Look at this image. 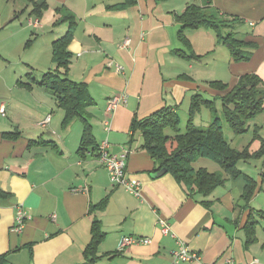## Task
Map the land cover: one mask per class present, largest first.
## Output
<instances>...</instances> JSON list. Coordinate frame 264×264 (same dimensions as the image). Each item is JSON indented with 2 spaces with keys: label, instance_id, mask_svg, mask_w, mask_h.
Wrapping results in <instances>:
<instances>
[{
  "label": "crops",
  "instance_id": "crops-1",
  "mask_svg": "<svg viewBox=\"0 0 264 264\" xmlns=\"http://www.w3.org/2000/svg\"><path fill=\"white\" fill-rule=\"evenodd\" d=\"M74 1L0 0V106L6 109L0 114V256L8 264H170L180 239L199 255L189 264H264V105L250 122L252 139L239 146L251 154L238 163L240 176L221 168L225 182L208 196H189L170 173L152 178L157 166L142 149L141 134L131 132L134 119L165 107L178 115L185 105L190 110L197 94L218 99L212 82L232 87L246 74L264 81V0H212L208 8L243 24L232 27L245 35L236 38L254 48L242 62L212 29L186 30L187 43L179 38L178 16L191 4L205 7L204 0H85L83 12ZM33 4L40 14L30 11ZM74 22L67 73L86 86L93 105L67 124L65 110L39 82L47 72L65 71L53 61V44ZM206 109L210 124L214 114ZM199 120L197 114L194 123ZM105 141L112 154L129 152L127 174L141 183L139 197L112 186L96 152ZM248 184L255 190L247 199ZM18 206L30 214L21 233L13 230ZM95 221L104 237L86 258ZM162 222L176 239L162 235ZM126 236L152 243L119 253Z\"/></svg>",
  "mask_w": 264,
  "mask_h": 264
},
{
  "label": "trees",
  "instance_id": "trees-1",
  "mask_svg": "<svg viewBox=\"0 0 264 264\" xmlns=\"http://www.w3.org/2000/svg\"><path fill=\"white\" fill-rule=\"evenodd\" d=\"M204 2L208 6L191 4L182 15L178 16L177 21L181 25L179 38L187 43L186 30L212 29L216 33L218 42L228 47L235 62L249 60L247 50L253 49L254 46L238 40L234 31L223 34V31L233 29L234 20L220 19L208 13L207 8L210 7L212 0H204ZM126 3L133 5L135 0H126ZM40 8L35 5L33 12H39ZM75 25L74 22L70 31L53 44V61L58 69L62 67L65 71L47 72L39 82V85L55 95L58 105L66 112L67 124L75 118H82L86 110L93 105V99L86 86L70 79L67 73L72 57L68 47L73 40ZM210 86L219 92V98L216 100L221 101L222 117L233 132L236 135L248 132L249 123L263 111L264 81L256 74H246L240 76L232 87L220 81L212 82ZM216 100H207L200 94L193 97L189 121L184 133L178 132L181 124L179 115L168 107L141 120L134 119L131 125L132 133L141 134L142 149L146 150L155 162L156 171L167 169V173L173 175L189 196L196 194L208 196L225 182V178L220 174L211 173L204 168L195 169L193 165L197 159L215 162L226 174L236 178L240 176L238 163L251 155L248 147L244 151H238L227 142L222 128V118L216 111ZM204 107L210 108L214 114L213 121L207 128L194 124V117ZM167 130L174 131L175 134L168 135ZM86 136L84 134L83 148L87 143ZM257 139L259 135L255 134L254 141ZM261 146L259 156L264 153V141ZM96 152L98 155V147ZM254 190L248 184L245 197L250 198ZM103 237L100 224L95 221L92 225L91 242L84 251L86 258L94 254ZM0 264H8L6 257L0 256Z\"/></svg>",
  "mask_w": 264,
  "mask_h": 264
},
{
  "label": "built area",
  "instance_id": "built-area-1",
  "mask_svg": "<svg viewBox=\"0 0 264 264\" xmlns=\"http://www.w3.org/2000/svg\"><path fill=\"white\" fill-rule=\"evenodd\" d=\"M32 25L39 26L38 21L31 23ZM128 42H126V45ZM113 65L116 72L123 74L124 67L120 64L109 63V66ZM125 100V97L122 98ZM119 99L117 97L109 101L107 112H112L117 106ZM6 109L4 106H0V114L5 115ZM51 116H48L40 125L44 128L50 123ZM109 144L107 141L103 142L98 147V158L102 166L107 170L109 180L113 187H122L126 192L139 197L141 193V183L136 181H131L127 174V161L129 157V152L124 151L120 155L112 154L108 150ZM55 218V216H53ZM30 219V214L28 211L22 207L18 206L16 209V219L13 230L16 233H21L26 222ZM161 233L164 236L171 235L172 238L176 239L175 235L172 233L171 227L166 223H161ZM152 243L151 238L146 237H136V236H126L123 237L121 243L118 247V252H123L126 248L136 245V246H146ZM199 260V255L189 248L188 244L180 239H176V249L171 253L170 264H189L191 262ZM229 264L232 263L231 260L228 261Z\"/></svg>",
  "mask_w": 264,
  "mask_h": 264
},
{
  "label": "rangeland",
  "instance_id": "rangeland-1",
  "mask_svg": "<svg viewBox=\"0 0 264 264\" xmlns=\"http://www.w3.org/2000/svg\"><path fill=\"white\" fill-rule=\"evenodd\" d=\"M22 1H24V0H22ZM102 1H104L105 4H109L108 3L109 2L108 0H94V3L97 5V4L101 3ZM74 4H76V6H77L76 9H77L78 12H83L85 10V7H86L85 0H76V1H74ZM33 9H35V4H33V6L30 8V11H33ZM211 9L212 8H210V9L207 8V12L210 13V14H213L217 18H219L218 15H217V12L214 9H212V12H211ZM220 19L226 20L227 18H221L220 17ZM241 25L243 26V24H236V25H233V26L236 27V26H241ZM231 31L236 32L235 29L233 28V29H228V30L223 31V34H226V33L231 32ZM236 37L237 38L238 37L239 38H243V37H245V35L239 33V34H236ZM224 50L228 52L226 46H224ZM188 111H189V107H187V105H185V107H181L179 109V111H178L179 117H180V122H181V124H180V126L178 128V132L179 133H184L186 131L187 124H188V121H189ZM216 111H217L218 116L222 118V128H223L224 136H225L227 142L233 148H235L237 150H240L239 149V146H241L240 144H242V142L247 144L249 142V140L252 139V136H253V134H252L253 133V128L252 127L253 126H250V123H249L248 128H250V127L251 128H250V130H248V132H246V133H244L242 135H236L233 132V130L231 129L230 125L222 117V104H221V102H217V104H216ZM209 113H210V111L208 109L203 108L202 113H200V112L197 113L198 116H201L202 117V121L203 122H201V120H199L198 122H196V124L195 123L194 124L196 126H198V127L207 128L210 124L207 123L208 121H205L206 120L205 117ZM213 118H214V115H213ZM166 134H168V135H174L175 132L174 131L167 130L166 131ZM196 161H198V162H196L193 165V167L195 169L204 168V169H206L209 172H213L212 171L213 170V167H215V169H220V173H219L220 175H221V173H224L223 171H221V167L217 163H215V162H212V161L206 160V159H197ZM251 163L253 165H255L254 163H256V161H252ZM242 165H244V164H242Z\"/></svg>",
  "mask_w": 264,
  "mask_h": 264
},
{
  "label": "water",
  "instance_id": "water-1",
  "mask_svg": "<svg viewBox=\"0 0 264 264\" xmlns=\"http://www.w3.org/2000/svg\"><path fill=\"white\" fill-rule=\"evenodd\" d=\"M166 173H167V169H162V170H160V171H158V172L152 174L151 176H152V178L157 179V178L162 177V176L165 175Z\"/></svg>",
  "mask_w": 264,
  "mask_h": 264
},
{
  "label": "bare ground",
  "instance_id": "bare-ground-1",
  "mask_svg": "<svg viewBox=\"0 0 264 264\" xmlns=\"http://www.w3.org/2000/svg\"><path fill=\"white\" fill-rule=\"evenodd\" d=\"M2 115V114H1ZM3 116V115H2ZM4 116H6V112H5V115Z\"/></svg>",
  "mask_w": 264,
  "mask_h": 264
}]
</instances>
